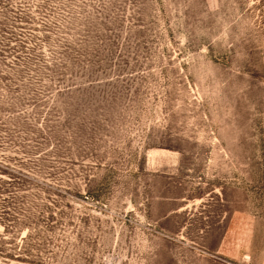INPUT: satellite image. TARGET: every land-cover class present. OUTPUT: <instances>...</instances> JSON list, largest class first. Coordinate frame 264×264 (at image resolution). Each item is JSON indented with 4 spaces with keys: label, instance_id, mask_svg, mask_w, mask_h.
<instances>
[{
    "label": "rangeland",
    "instance_id": "rangeland-1",
    "mask_svg": "<svg viewBox=\"0 0 264 264\" xmlns=\"http://www.w3.org/2000/svg\"><path fill=\"white\" fill-rule=\"evenodd\" d=\"M0 264H264V0H0Z\"/></svg>",
    "mask_w": 264,
    "mask_h": 264
}]
</instances>
